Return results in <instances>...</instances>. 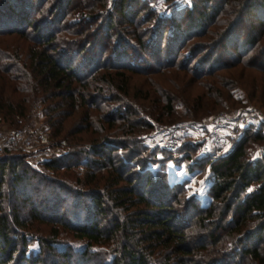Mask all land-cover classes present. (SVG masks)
Instances as JSON below:
<instances>
[{
  "label": "trees",
  "instance_id": "1",
  "mask_svg": "<svg viewBox=\"0 0 264 264\" xmlns=\"http://www.w3.org/2000/svg\"><path fill=\"white\" fill-rule=\"evenodd\" d=\"M199 1L201 5H186L153 17V11L139 14L142 0H54L46 12L54 13L53 21L61 25L59 28L38 25L32 16L33 0L3 2L0 36L15 34L29 44L11 47L0 43V120L9 125L23 124L32 104L40 100L52 135L58 138L64 131L75 138L74 142L68 140L65 153L53 155L40 165L57 175L60 170L71 172L72 182L53 180L59 191L70 194L76 209L72 218H66L57 204L42 209L31 202L29 218L51 225L52 235L39 239L28 235L27 219L17 214L16 197L24 193L30 178L37 177L41 182L48 181V176L32 169L19 151L0 152V264H24L28 259L36 264L43 260L40 254L44 252L58 253L62 260L69 261L71 253L56 247L57 237L64 230L83 241L76 252L81 259L94 253V245L105 248L108 255L102 264H264V156L248 159L245 151L248 137L258 140L263 135L264 123L252 134L245 130L228 138V147L209 162L213 178L206 188L207 201L187 197L183 215L174 212L172 206L179 202L182 183L160 179L154 165L185 159L191 160L188 169L193 170L204 167L209 158L197 156L192 160L186 150L195 151L197 146L184 140L179 158L153 160L154 150L144 148L141 137L132 134L137 124L151 127L146 114L157 111L155 117L161 119L159 113L169 115L173 111L172 89L164 87L165 81L178 78L185 84L188 73L194 81L199 80L200 91L183 104L186 117L196 120L202 117L200 112L222 105L231 95L229 89L235 78L245 76V69L264 74V0ZM68 11L73 20L62 22ZM116 14L115 26L123 22L130 25V43L118 33L113 49L119 51L117 55L130 53L142 65L118 61L110 69L122 70L111 72L106 60H101L105 45L98 39L102 35L109 38ZM152 17V24L144 27ZM246 18L249 21L244 31ZM72 22L77 25L72 33L78 38L67 48H59L56 33L71 27L68 24ZM212 25L214 29H210ZM204 35L207 37L201 44L206 49L201 59L192 66L191 60L199 52L191 49L177 60L185 41ZM95 48L96 54L83 56L79 62L86 60V72L74 66L80 52ZM123 70L157 75L146 81L149 86H144V81L143 87L137 88L154 105L146 108L139 104L142 115L135 119L129 117L137 113L136 108L121 96L128 93L130 81ZM173 81L170 86L174 88ZM262 96L264 103V89ZM112 101L118 104L111 106ZM93 109L102 113L95 114ZM67 117H72V122L65 128ZM118 118L119 125L126 123L118 132L96 134L89 148L79 143L78 133L94 122L102 132V128L112 129ZM121 150L124 152L120 154ZM134 159V169L140 170H130L129 163ZM78 165L82 170L76 173ZM100 170L106 174L97 177ZM81 198L86 204L79 208ZM109 211L113 213L106 217ZM136 231H141V236L136 237ZM32 241L39 243V249L30 259L26 250Z\"/></svg>",
  "mask_w": 264,
  "mask_h": 264
},
{
  "label": "rangeland",
  "instance_id": "2",
  "mask_svg": "<svg viewBox=\"0 0 264 264\" xmlns=\"http://www.w3.org/2000/svg\"><path fill=\"white\" fill-rule=\"evenodd\" d=\"M5 0H0V9L4 6L3 2ZM54 0H46V1H38V0H33V18L35 20L38 21V25L41 23L42 26L45 27H49L51 26H55V27H61V25H58L57 22L54 23L53 19L54 13H47V8H49V6L51 5V3ZM197 5H201V1L199 0H142V2H140V6H141V11L139 14H143V12H147V11H153L151 14L153 17L160 15V14H168L171 13L172 11H177L180 8L187 6H192L194 4ZM152 9V10H151ZM36 10V11H34ZM75 12V11H74ZM1 16V14H0ZM72 13L68 11V13L66 14V16L63 18L62 22L65 21H72ZM140 16V15H139ZM118 14H116V19L113 21V27L110 29V36L109 38H104L103 39V35L98 39L99 41L103 40V44L105 45V49H104V53L102 55V59L106 60V63L108 65V70H111V72H114V70H122L119 69L118 67H116L115 69H110L111 64H115L116 62H123L124 64L127 65H131L134 63H138L140 65H142L141 62L136 61V58L130 56V53L127 56H122V55H117L118 52H115V50L113 49L114 45L116 44V40L118 39V33H120V37L121 39L123 38H128L129 39V43H130V34H127V31L130 32V25H126L125 22L123 23H118V25L115 26V22H118ZM153 17L146 23L144 24V27L152 24V22L154 21ZM55 20V19H54ZM248 18L245 19L244 23H243V27H244V31L247 28L248 25ZM53 24V25H52ZM58 25V26H57ZM71 27H67L65 29L61 28L59 31H57L56 33V42L59 45V48H67L69 46V42L76 40V38H78L76 35H74L73 29H76L77 25H74V23L72 22V24H68ZM80 26V25H78ZM92 26H94V24L91 25V28L88 29L89 31L92 30ZM78 28V27H77ZM215 27L212 25L210 27V29H214ZM206 35L204 36H191L187 41L184 42L183 46L181 47L179 53H178V57L177 60H181L183 58V56L185 54H187V52H189L191 49L193 50H198L199 53H197L195 55V58H193L191 60V65L193 66V64H195L199 59L202 58L206 48H204V46L202 44H204L202 41L206 40ZM264 41V37L262 38L261 42ZM7 43L9 46L11 47H15L17 46L19 43L21 44H29V41L23 38H18L15 34L13 35H9L7 37L4 36H0V43ZM98 42V41H97ZM119 42V40H118ZM260 42V43H261ZM18 43V44H17ZM202 43V44H201ZM263 43V42H262ZM195 45L196 49H195ZM74 48V47H72ZM204 48V49H203ZM89 49V47H88ZM83 51L80 52L77 55V58L74 61V66L77 67H81L83 68V70L86 72L87 68L84 67L86 60L83 59V61L85 62H80V60L82 59L81 57L83 56H90L93 53L98 51V48H95L92 51L88 52ZM128 51L130 52V49H128ZM96 54V53H95ZM94 55V54H93ZM147 57V56H146ZM113 66V65H112ZM107 69V68H106ZM104 69H98V72H102ZM170 70H173L170 69ZM246 70V74L244 77L242 78H235L236 83L234 84V86L229 89L230 90V96L228 98H225L222 101V105L217 106L215 109L211 110V111H203L200 112L202 114V118H205L207 116H210L216 112L219 111H236V110H245V109H250L252 111H257L260 114L261 117V122L256 121L253 124V131L250 132L249 134H252L255 130V128L257 126H259V124H263L264 123V103H263V96H262V91L264 89V74L261 73L260 71H258L257 69H253V68H247ZM125 72V74L129 75L130 77V81L128 83V93L126 94H121L122 96V100L124 102H130L132 105H134V107L137 110V113H130V119H135L138 118V116H141L142 114H140V112H138V110H140L139 104H144V107H152L154 104H151V101L145 99L142 97V95L139 94V92L137 91V88H141L143 87V82H144V86H149L146 84V81L148 82L150 78H152V76L154 78H157L156 74H150V73H138V72H130L128 70H123ZM220 72H224V71H220ZM182 73V72H181ZM90 74V73H89ZM177 75H180V73L178 74L176 72ZM93 75V73L91 74ZM90 75V76H91ZM173 77H175L172 74ZM185 77L187 78L188 82H185V84H183L181 81H178V78H176V81L174 82V85L176 87H172L170 85H172V81H165L164 83V87H168L172 89V96H173V111L169 114L166 115L165 113L159 116L161 119L156 118L155 116H157L158 112L155 111L153 113V115H147L146 119L151 123V127L150 128H146L144 126H139V124L135 125L134 128L132 129V134L135 136H140L141 139L144 136H147L148 134H150L152 131H154V129L158 128L159 126L163 125V124H172L175 122H180V121H187V120H194V119H188V116L185 112V106L183 104L188 103V99L193 98L194 95H196L199 91H200V86L198 85L199 80L194 81L195 79H193L191 77V74L188 73L187 75H185ZM255 84V85H254ZM126 102V103H127ZM120 103V101H119ZM111 106L113 105H117L118 102L112 101L109 103ZM44 106V104L40 101L37 100L32 104L31 107V111H30V116L29 118L20 125H9L7 123H3L0 120V128H23V127H30V126H34L35 124L41 122L43 124H45L48 127V130L51 134L52 140L54 142H57V140H65L66 142V147L68 150L69 147V141L71 140L74 142L75 138L74 137H70L69 135H65L64 131L61 133L60 137L56 138L52 135V131L50 126L48 125V123L45 120V116L42 112V107ZM146 107V108H147ZM154 108V107H153ZM105 111V109L103 110ZM91 112L97 114V113H102L101 110H91ZM196 119V120H199ZM70 122H72V117H67L65 120V128L69 127ZM120 118L115 119L114 121V127H112V129H107L106 131L102 128V132L101 130L99 131V128L97 127L98 123L94 122L95 125L90 126L86 131H81L80 133H78V136H81V140L79 141L80 144L87 146V144H89V142L92 140L93 136H96V134H107L110 135L113 132H118L120 130V128L122 126H125L126 123L120 124ZM9 126V127H8ZM64 128V129H65ZM68 130V129H67ZM263 130V135L257 139H254L252 137H248V141L245 143V151H246V156L248 159H253V158H257L258 157V150L261 148V146L264 143V126L262 127ZM186 141H188L186 139ZM141 144V142H140ZM228 144V143H227ZM142 145V144H141ZM228 147V145H225L224 148L220 149V152H222L223 150H225ZM66 150V151H67ZM188 152H190L191 150H186ZM120 154L121 152L123 153L124 150L119 151ZM193 153V158L192 160H196L195 158V154L197 152V149L195 151H191ZM19 154L24 156V161L35 171H37L39 174H47L48 176V181H39V179L37 177H32L29 179V184L26 185L25 189H24V193L19 197H16V204H17V214L19 215V218H23V219H27L26 221V227L25 230L28 231V235H32L34 238H38L39 236L41 237H45V238H51L50 234V230L49 227L51 225L49 224H45L42 222H39L37 220L34 219H30L29 218V208H30V203L33 202L36 204L37 207H41L42 209L47 206L48 208H52L54 207L56 204L59 205V213H65L66 218H72V211H74L76 209V207L73 206L72 202L73 199L72 197H70V194L64 192V191H59L55 186L57 184V182L55 181L57 180H67L69 182H72L73 178H71V172L68 171H64V170H60L58 175L55 173H51L50 171L45 170L40 163L43 162L44 160H40V158H42V156H37L36 154L33 153H28L25 151H19ZM54 154L49 153L48 155H46V159L50 158L51 156H53ZM179 156L181 155H174V157L172 158H179ZM45 159V160H46ZM135 159L132 160L130 164V170H140L139 168H135L133 167V165H135ZM191 160H185V159H175V160H170V161H166V162H162L160 165L155 164L154 167L158 168L156 174L157 176L163 180L167 181H172V180H176V181H180L182 183V190L179 191V195L177 196V198L179 199V202L176 201L173 203V210L174 212H178L181 213L182 215L184 214L183 212V208L185 205V200L187 197L189 196H197L200 197V199L204 202L207 201L208 199V194L206 192V188L209 186V184L212 181V175L209 173L208 167L205 164L204 167H198L196 169L193 170H189V163ZM211 161V160H210ZM81 166V165H80ZM76 168V173L79 172L78 166L75 167ZM62 172H64V176H60V174H62ZM100 173H97V177L100 176H104L106 173L105 171L100 170ZM131 173V171L129 172ZM81 174V173H80ZM55 179V180H53ZM101 182V180H100ZM93 184V183H92ZM124 184V183H121ZM90 187V186H89ZM147 189V188H146ZM56 193V194H54ZM61 199H64L61 201ZM82 200L80 201V205L79 208H82L85 204L86 201L84 200V198H81ZM60 200V201H59ZM110 204V203H109ZM132 209V208H131ZM115 210V209H114ZM113 210V211H114ZM130 210V209H129ZM113 211H109L106 212L105 216L109 217ZM67 213V214H66ZM104 223V221H103ZM21 229H24V226L20 227ZM58 229H62V228H58ZM142 230V229H141ZM191 230V229H190ZM136 237L141 236L139 232L141 231H136ZM190 232V231H189ZM58 242L56 244V247L59 248H64L65 250L69 251V253H71V256L69 257V261H67V259H63L62 257L59 256L58 253H48V252H44L43 254H40V257L43 259L42 261L36 263V264H102V261L105 260V258L107 257L108 254L104 253L105 248H103L101 245L97 246L94 245V253L88 258V259H81V257H78V254L76 253L77 250L79 248H81L83 246V241L82 240H78L75 237L72 236V233H70L69 231H61V233L58 235L57 237ZM142 244H146V243H142ZM39 249V243H37L36 241H32L26 250V255L30 257L31 259V255L35 254L38 252ZM24 264H31L30 260L28 259V263H24Z\"/></svg>",
  "mask_w": 264,
  "mask_h": 264
},
{
  "label": "built area",
  "instance_id": "3",
  "mask_svg": "<svg viewBox=\"0 0 264 264\" xmlns=\"http://www.w3.org/2000/svg\"><path fill=\"white\" fill-rule=\"evenodd\" d=\"M261 117L259 112L250 109L219 111L199 120H187L172 124H163L141 139L144 148L153 149V160H162L168 156L181 155V142L188 140L197 146V156H207L209 162L227 145L230 136L248 130ZM65 140H52L48 127L39 122L23 128H0V152L25 151L42 156L45 160L49 153L60 155L66 152ZM89 148V144L86 146ZM193 158V153L186 151ZM144 154V151H141ZM264 156V143L258 150V157ZM211 160V161H210ZM79 169L82 166L78 165Z\"/></svg>",
  "mask_w": 264,
  "mask_h": 264
}]
</instances>
